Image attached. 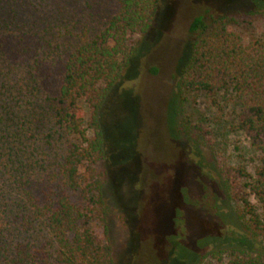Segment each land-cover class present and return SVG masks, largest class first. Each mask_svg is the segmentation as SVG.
<instances>
[{"label":"rangeland","instance_id":"1","mask_svg":"<svg viewBox=\"0 0 264 264\" xmlns=\"http://www.w3.org/2000/svg\"><path fill=\"white\" fill-rule=\"evenodd\" d=\"M3 4L0 20L14 19L18 28L16 34L0 32L6 55L0 56V264H6L16 242L28 240L36 249L35 264H63L44 225L29 234L17 227L22 207L17 180L27 175L39 197L51 187L48 177L69 138L52 117L47 97L56 92L69 52L107 26L118 0ZM200 13L208 24L233 15L241 22L229 29L244 44L264 43V0H159L149 31L128 35L137 51L103 104L99 126L105 157L96 165L104 174L113 264H216L203 256L219 237L239 232L219 166L242 162L250 169L253 152L244 134L231 128V105L221 101L220 109L180 84L179 71L202 35L189 30ZM86 135L92 138V130ZM53 190L67 192L77 204L89 203L80 191ZM89 226L103 234L99 219L92 218Z\"/></svg>","mask_w":264,"mask_h":264},{"label":"trees","instance_id":"2","mask_svg":"<svg viewBox=\"0 0 264 264\" xmlns=\"http://www.w3.org/2000/svg\"><path fill=\"white\" fill-rule=\"evenodd\" d=\"M158 3L118 0V10L107 26L69 52L56 92L47 97L52 117L69 140L48 177L51 187L42 197L34 192L27 175L17 180L22 207L16 225L25 234L44 225L63 264H113L105 226L104 174L96 168L105 157L100 114L121 70L137 51V46L129 45L128 35L149 31ZM3 7L0 0V15ZM240 22L233 15H223L208 24L205 13L195 15L189 30L202 35L179 71L185 91L204 94L220 109L221 101L233 107L231 128L244 134L253 152L250 169L242 162L219 166L221 186L233 204L232 225L239 232L232 228L231 235L219 237L214 249L203 256L216 264H264V43L255 39L244 44L229 29ZM17 28L14 19L0 20V32L16 34ZM2 40L0 56L4 57ZM84 112L89 114L88 121ZM87 129L92 130V138L87 137ZM188 130L182 124L181 131L188 134ZM55 187L87 194L89 203L77 204L67 192L54 193ZM92 218L103 223L102 235L90 228ZM5 259L6 264H35L36 249L29 240L18 241ZM45 264L52 263L47 260Z\"/></svg>","mask_w":264,"mask_h":264}]
</instances>
